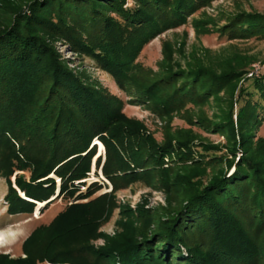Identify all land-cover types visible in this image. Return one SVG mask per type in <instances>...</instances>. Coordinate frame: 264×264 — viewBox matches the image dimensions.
<instances>
[{
	"label": "trees",
	"instance_id": "1",
	"mask_svg": "<svg viewBox=\"0 0 264 264\" xmlns=\"http://www.w3.org/2000/svg\"><path fill=\"white\" fill-rule=\"evenodd\" d=\"M216 1L0 0V175L9 214L32 216L37 202L44 211L67 201L31 232L20 256L0 254V264H264V138L256 137L264 73L239 88L251 64L244 56L226 59L221 70L197 61L175 69L169 48L157 73L138 62L153 40ZM224 22L195 20L194 27L228 42L264 40L262 13L240 11ZM59 44L110 74L128 103L170 124L181 116L190 128L157 142L123 112V99L72 68ZM211 103L216 121L203 110ZM193 127L224 137L225 147L207 143ZM95 139L106 148L102 172L113 187L98 196L96 182L85 192V182L75 184L91 173ZM52 174L62 185L50 202ZM136 184L161 191L167 205L123 208L121 231L100 232L119 206L117 194ZM100 238L105 244L96 246Z\"/></svg>",
	"mask_w": 264,
	"mask_h": 264
},
{
	"label": "rangeland",
	"instance_id": "2",
	"mask_svg": "<svg viewBox=\"0 0 264 264\" xmlns=\"http://www.w3.org/2000/svg\"><path fill=\"white\" fill-rule=\"evenodd\" d=\"M240 11L264 14V0H218L214 2L213 5L204 12L196 13L191 17L188 20V24L178 29L170 30L153 40L141 52L138 59L139 64L146 72H159L160 65L163 63L164 58H166L165 54L167 53L164 51L165 48H169L172 51L171 63L174 65V68H181L183 70H187L188 65L190 63H196L195 61L201 63L205 67L212 65L216 67V69L221 70L222 64H224L223 62H225L226 59L244 56L251 59V64L248 68V72L241 78L239 88L250 87L253 79H255V76L250 77L251 73H254L255 69H259V75L264 73V40L252 38L228 42L226 38L220 37L218 33H199L194 27L195 20L209 21L221 27L225 24V17ZM216 26L213 27V25H210V28L215 29ZM58 48L62 52L63 57L71 61L72 68L77 71H87L88 75L97 79L104 88H107L112 94L123 99L125 101L123 112L129 118L140 121V123L144 125L146 134L151 135L157 142L161 143L167 134L190 128V125L181 116H176L170 124L168 120L161 119L149 108L128 103L127 96L118 87L110 74L97 69L93 61L77 57L65 45L59 44ZM259 75L256 77H259ZM234 100L235 102L232 110L234 112V121L237 123L239 106L237 105L236 98ZM217 107L216 103H211L203 109L206 116L212 121H216L215 115L219 114V109ZM224 109H226V106H223V110ZM193 129L200 134L207 143L225 147L226 139L224 137L204 132L197 127H193ZM256 137L264 138V122L260 126ZM93 146L96 147V156L93 158L91 173H89L86 180L75 182V184L81 185L79 183L85 182V186L81 187V192H85L96 182L98 185L102 186V189L96 193L98 196L112 192L113 187L102 172L107 157L106 148L98 139L92 142L91 148ZM238 154V158L236 159L237 162L239 156L242 154L241 151H239ZM99 156L102 158L100 167L97 168L96 161ZM234 170L233 168L231 173L234 172ZM25 176L29 179L28 173H25ZM51 178L54 179L56 184L55 195L50 199V202H53L60 195L62 182L54 174L51 175ZM12 182L14 184L15 175L12 177ZM19 193L21 197L24 196L20 191ZM7 194L8 185L6 179L0 175V244L4 246L8 245L5 248L0 247V254H10L12 257H18L22 254L21 246L23 242L28 238L31 232L36 227L48 224L52 221L58 213L66 207L67 201L63 200L61 202L59 200L56 204L44 211L42 209L45 208L46 204L45 206L44 204L38 206L40 202H37L32 216L26 214L10 215L9 202L6 199ZM24 197L22 198L26 199ZM74 199H76V197ZM117 202L119 204L118 208L113 212L110 220L100 228V232L111 237L121 231L118 226V221L122 219L121 211L123 208L127 210L132 209L134 212H137L138 209L142 207L157 211L160 210V207H165L167 205L166 196L161 191L146 188L143 184L131 185L120 191L117 194ZM94 243L96 246H103L105 240L100 238Z\"/></svg>",
	"mask_w": 264,
	"mask_h": 264
},
{
	"label": "built area",
	"instance_id": "3",
	"mask_svg": "<svg viewBox=\"0 0 264 264\" xmlns=\"http://www.w3.org/2000/svg\"><path fill=\"white\" fill-rule=\"evenodd\" d=\"M259 75V69H255V72L254 73H251L250 77H256Z\"/></svg>",
	"mask_w": 264,
	"mask_h": 264
},
{
	"label": "clouds",
	"instance_id": "4",
	"mask_svg": "<svg viewBox=\"0 0 264 264\" xmlns=\"http://www.w3.org/2000/svg\"><path fill=\"white\" fill-rule=\"evenodd\" d=\"M8 245H6V246H4L3 244H0V247L1 248H5V247H7Z\"/></svg>",
	"mask_w": 264,
	"mask_h": 264
},
{
	"label": "bare ground",
	"instance_id": "5",
	"mask_svg": "<svg viewBox=\"0 0 264 264\" xmlns=\"http://www.w3.org/2000/svg\"><path fill=\"white\" fill-rule=\"evenodd\" d=\"M24 197V196H23ZM25 198V197H24ZM38 212V211H37Z\"/></svg>",
	"mask_w": 264,
	"mask_h": 264
},
{
	"label": "water",
	"instance_id": "6",
	"mask_svg": "<svg viewBox=\"0 0 264 264\" xmlns=\"http://www.w3.org/2000/svg\"><path fill=\"white\" fill-rule=\"evenodd\" d=\"M23 197V196H22Z\"/></svg>",
	"mask_w": 264,
	"mask_h": 264
}]
</instances>
